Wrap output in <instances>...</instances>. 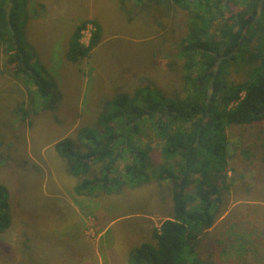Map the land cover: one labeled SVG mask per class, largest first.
<instances>
[{"label":"rangeland","instance_id":"374dc122","mask_svg":"<svg viewBox=\"0 0 264 264\" xmlns=\"http://www.w3.org/2000/svg\"><path fill=\"white\" fill-rule=\"evenodd\" d=\"M33 1L39 17L30 20L27 39L62 100L56 111H43L29 85L14 78L16 66L0 48V185L9 190L12 216L11 228L0 233V264H129V251L154 244L153 233L170 217L173 185L152 179L132 189L114 183L111 194L99 189L96 197H78L74 188L80 179L70 175L54 147L76 137L79 128L96 125L104 102L118 93L134 95L148 87L168 98L183 97L181 44L196 9L185 11L166 0L144 8L133 0ZM224 3L222 20L239 14L245 1ZM85 21L100 26L101 39L75 64L67 59L69 43ZM94 28L88 23L81 31L83 45L90 44ZM248 67L234 64L229 81H247ZM16 102L29 113L26 118L15 113ZM227 136L230 157L219 184L221 212L199 241V259L264 264V122L232 126ZM137 145L152 176L163 164L156 131L147 128ZM133 162L131 152H123L112 177Z\"/></svg>","mask_w":264,"mask_h":264},{"label":"trees","instance_id":"16d2710c","mask_svg":"<svg viewBox=\"0 0 264 264\" xmlns=\"http://www.w3.org/2000/svg\"><path fill=\"white\" fill-rule=\"evenodd\" d=\"M133 1L141 8L156 3ZM244 1L239 14L222 20L225 0H166L185 11L196 9L181 44L183 97L168 98L148 87L134 95L118 93L104 102L96 125L79 128L76 137L63 138L54 147L70 175L80 179L74 188L78 197H96L99 189L111 194L114 183L132 189L152 179L173 185L170 217L153 233L154 244L141 243L129 251V264H206L199 259L198 247L221 212L219 184L230 157L227 130L264 122V0ZM36 6L33 0H0V48L16 66L14 78L29 85L33 102L45 112L56 111L62 100L58 84L27 39L30 20L39 17ZM88 23L95 31L85 46L80 33ZM101 34L95 21L81 23L70 40L67 59L75 64L84 61ZM238 62L250 66L249 77L234 84L229 75ZM16 107L15 113L25 114L23 118L29 115L23 104L16 102ZM147 128L156 131L163 160L152 176L145 152L137 145ZM123 152H131L134 162L113 178ZM191 186L194 190L189 192ZM11 226L10 193L0 185V233Z\"/></svg>","mask_w":264,"mask_h":264}]
</instances>
